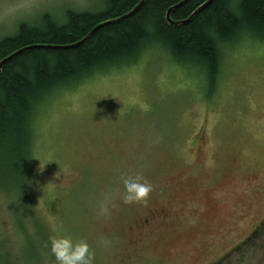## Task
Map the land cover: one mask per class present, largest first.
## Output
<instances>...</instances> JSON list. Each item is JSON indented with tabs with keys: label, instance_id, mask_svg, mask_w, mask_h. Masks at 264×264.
<instances>
[{
	"label": "rangeland",
	"instance_id": "374dc122",
	"mask_svg": "<svg viewBox=\"0 0 264 264\" xmlns=\"http://www.w3.org/2000/svg\"><path fill=\"white\" fill-rule=\"evenodd\" d=\"M103 7L0 0V40L44 13L62 22L68 10ZM220 56L210 93L204 71L154 47L51 94L35 119L29 186L17 169L0 172V264H56L58 234L86 240L94 264L129 254L131 264H264V39L240 37ZM137 173L153 192L125 204ZM157 205L178 217L131 245L129 224ZM227 236L248 241L214 246Z\"/></svg>",
	"mask_w": 264,
	"mask_h": 264
},
{
	"label": "trees",
	"instance_id": "16d2710c",
	"mask_svg": "<svg viewBox=\"0 0 264 264\" xmlns=\"http://www.w3.org/2000/svg\"><path fill=\"white\" fill-rule=\"evenodd\" d=\"M140 1L102 0V9L68 10L62 22L44 13L0 40V61L20 50L0 72V172L12 175L9 170L17 169L21 183L29 186L37 112L59 88L160 47L175 63L204 71L210 93L217 85L222 47L240 37L264 39V0H212L182 24L172 22L187 19L208 0H187L171 10L170 21L168 9L183 0H144L116 20ZM103 23L83 44L72 46Z\"/></svg>",
	"mask_w": 264,
	"mask_h": 264
},
{
	"label": "clouds",
	"instance_id": "9594fccd",
	"mask_svg": "<svg viewBox=\"0 0 264 264\" xmlns=\"http://www.w3.org/2000/svg\"><path fill=\"white\" fill-rule=\"evenodd\" d=\"M153 185L141 174L128 177L124 183L125 204H147ZM51 252L56 264H94L95 253L86 240H74L71 235H55L50 238Z\"/></svg>",
	"mask_w": 264,
	"mask_h": 264
},
{
	"label": "flooded vegetation",
	"instance_id": "af4514ba",
	"mask_svg": "<svg viewBox=\"0 0 264 264\" xmlns=\"http://www.w3.org/2000/svg\"><path fill=\"white\" fill-rule=\"evenodd\" d=\"M177 214L173 211V208L170 205H157L155 207H151L144 211L142 214H138L137 217L133 220L132 224H129L128 229L134 235L129 241L131 245H137L142 243L144 237L148 235L154 227L167 225L169 222L172 223L177 218ZM232 222V221H231ZM262 223L260 222L258 225L255 224L252 233L255 234L259 226ZM232 226V224H231ZM225 240H212L214 242V246H221L224 243L229 244V248L237 246L239 243L244 241V238H239L237 240V236L228 238L223 237ZM248 241V238L245 239V243ZM227 247V248H228ZM227 248L223 250L221 253H217L210 258V261H214L216 258H222L224 255L228 253ZM128 260L123 261L120 264H131L132 263V254L127 256Z\"/></svg>",
	"mask_w": 264,
	"mask_h": 264
},
{
	"label": "water",
	"instance_id": "95a60500",
	"mask_svg": "<svg viewBox=\"0 0 264 264\" xmlns=\"http://www.w3.org/2000/svg\"><path fill=\"white\" fill-rule=\"evenodd\" d=\"M187 0H183V1H181L180 3H178V4H176V5H174V6H172L171 8H169L168 9V11H167V14H166V18H167V20H169L170 21V12H171V10L173 9V8H176V7H178V6H180V5H182L183 3H185ZM212 0H208V1H206L205 3H203L198 9H196L187 19H185V20H182V21H178V22H172L173 24H182V23H186V22H188L190 19H191V17L193 16V15H195L200 9H203L205 6H207L210 2H211ZM143 2H144V0H141L131 11H129L127 14H125V15H123V16H121L120 18H118V19H116V20H120V19H123V18H125V17H127V16H129L130 14H132L133 12H135L142 4H143ZM116 20H113V21H108V22H114V21H116ZM107 22V23H108ZM107 23H103V24H100V25H98L97 27H94L82 40H80L79 42H77V43H75L74 45H72V46H78V45H81V44H83L99 27H101L102 25H104V24H107ZM20 52V50L19 51H16V52H14V53H12V54H10V55H8L7 57H5L4 59H2L1 61H0V72H1V67H2V65L6 62V61H8L11 57H13L14 55H16L17 53H19Z\"/></svg>",
	"mask_w": 264,
	"mask_h": 264
},
{
	"label": "bare ground",
	"instance_id": "6f19581e",
	"mask_svg": "<svg viewBox=\"0 0 264 264\" xmlns=\"http://www.w3.org/2000/svg\"><path fill=\"white\" fill-rule=\"evenodd\" d=\"M197 9H198V8H197ZM200 10H201V9H200ZM200 10H199V11H200ZM199 11H198V12H199ZM198 12H197V13H198ZM197 13H196V14H197ZM166 14H167V13H166ZM230 43H231V42H230ZM230 43H228V44L230 45Z\"/></svg>",
	"mask_w": 264,
	"mask_h": 264
}]
</instances>
